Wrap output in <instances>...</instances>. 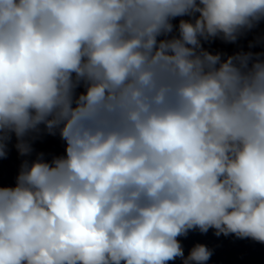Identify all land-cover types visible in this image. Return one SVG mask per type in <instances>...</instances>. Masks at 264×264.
<instances>
[{"label": "clouds", "instance_id": "clouds-1", "mask_svg": "<svg viewBox=\"0 0 264 264\" xmlns=\"http://www.w3.org/2000/svg\"><path fill=\"white\" fill-rule=\"evenodd\" d=\"M262 22L264 0H0V159L65 143L0 186V264H207L195 230L264 244V34L202 43Z\"/></svg>", "mask_w": 264, "mask_h": 264}]
</instances>
